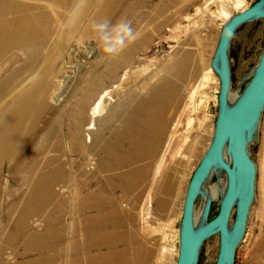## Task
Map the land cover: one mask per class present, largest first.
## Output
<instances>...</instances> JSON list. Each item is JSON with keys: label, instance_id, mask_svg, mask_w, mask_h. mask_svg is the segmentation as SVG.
<instances>
[{"label": "rangeland", "instance_id": "obj_1", "mask_svg": "<svg viewBox=\"0 0 264 264\" xmlns=\"http://www.w3.org/2000/svg\"><path fill=\"white\" fill-rule=\"evenodd\" d=\"M255 1L122 0L120 19L130 20L139 37L120 53V66L113 73L95 76L107 61L118 56L104 54L96 37L77 36L47 57L55 60V65L48 70L50 92L31 144L42 145L39 158L23 167V178L11 176L6 162L0 165V264H38V258L44 264L43 257L55 253L57 264H68L69 223L83 212L96 191L118 198L120 212L125 215L126 239L145 242L150 253L146 264L176 261L186 187L208 147L217 113L219 79L207 68L227 19L224 12L231 16ZM57 35L60 39L63 33ZM263 44L264 19L247 22L234 33L230 50L232 96L248 82ZM5 60H0V83L10 78L9 60ZM98 62L100 67H96ZM121 74L128 77L126 85L107 102L103 114L93 117L94 127L85 129L91 120V105ZM202 75L206 82L195 90ZM51 129L55 135L43 143ZM121 131L135 134L132 139L136 145L147 142L139 145L141 155L125 165L120 156L132 154V139H123ZM52 142L59 144L58 151L49 148ZM249 149L256 164L255 198L234 264H264V110ZM50 155L57 157L55 161L48 158ZM217 179L218 175L212 174L209 184ZM218 196L211 199L208 219L218 211ZM202 204L201 198L195 205L199 214ZM61 225L65 238L55 247L51 238ZM131 246L125 248L132 251ZM217 251L215 234L203 242L197 264H214Z\"/></svg>", "mask_w": 264, "mask_h": 264}, {"label": "bare ground", "instance_id": "obj_2", "mask_svg": "<svg viewBox=\"0 0 264 264\" xmlns=\"http://www.w3.org/2000/svg\"><path fill=\"white\" fill-rule=\"evenodd\" d=\"M121 2L122 0H87V6L83 9L82 14L79 16V19L72 24H68L67 23L68 14L73 7L74 0H0V60L6 59L5 60L6 62L7 60H9V70H10V76H9L10 78L7 77L6 80H3L0 83V165L5 162L7 163V165L9 164L10 169L12 171V173L10 172L11 176L19 175V176H22L23 178L24 177L23 167L26 166L27 164L36 162L37 159L39 158L38 157L39 151L42 145L38 144L37 147L36 146L32 147L31 144L33 143V140L35 138V136L32 137V132L33 131L35 132L36 130L35 128L36 121L40 118L44 109L46 108V98L50 92L49 91L50 84L48 81H46L48 79V70L51 69L52 66L54 67L55 65L54 63L55 60L50 61L49 58L47 57L49 55H50L49 57H51L52 53L54 52L58 53V49L60 45L62 47L63 46L66 47L67 44H69V42L73 38H77V36L84 37V38H89V37L94 38L95 34L91 29L92 21L109 19L115 22L118 19H120L119 12H120ZM237 3H241L240 0H237ZM224 14L226 18L229 17L228 15H226L225 12ZM57 33H63V36H61L59 39ZM54 36L56 38L55 40H52L53 39L52 37ZM49 61H50V64L48 63ZM99 63L101 62L96 63V67L98 66L100 67ZM118 66H120V54L116 58L110 59L109 61H107L105 68L104 69L102 68L103 70L98 72L95 76L99 77L105 72L113 73L114 70ZM207 72L208 73L212 72V69L210 66L207 68ZM120 77L121 78L118 79L117 83L115 82V84L112 87H110V89L108 90L104 89L98 95L97 99H95L94 103L91 105L88 111L89 115L91 116V120L85 126V129H90L94 127L93 117L96 115L103 114L105 111L107 102H109L110 100H113L116 92L119 89H121V87L126 85L125 82L128 79L126 74H123ZM204 82H206V77L202 75L200 82H198L197 85L195 86V90H198V88L202 86ZM195 90L192 89L193 93L196 92ZM57 95L58 96H55L56 98L59 97L60 93H58ZM105 97L107 98V100H105ZM80 107L82 110L84 109L83 101L81 102ZM150 119L152 120V118ZM146 134H150V133L146 132ZM54 135H55L54 129L49 130L43 139V143H46L48 139ZM86 135H87L86 139L88 140L89 134L86 133ZM123 135L125 136V139L130 140L131 142V139L135 134L124 133ZM146 143L147 142L144 143L143 140L140 142V144H143V145H145ZM139 145H136L135 139H132V147H130L132 154L129 156V155H126V153H124L123 156L122 155L120 156V162L123 165L130 164V159L137 158L141 155L140 150L142 146L140 145L141 146L140 147ZM49 146H50L49 148L54 152L59 150V144L57 142H52ZM144 148H147V146L146 147L144 146ZM135 150H137L138 152H135ZM48 158L54 159L55 161L57 157L55 155H50L48 156ZM117 164H119V162H117ZM37 181L39 180L37 179ZM224 184H225L224 175L222 172H220L218 181L215 183L209 184V186L206 188L205 194L202 198V203L206 201L207 199H212L216 197V195H218V187L223 189ZM38 188H41V187H38ZM233 209L235 210V208ZM4 212L6 211L4 210ZM234 215H235V211H234ZM198 217H199L198 210L196 207H194L195 221L198 219ZM233 221H234L233 219H230V224H232ZM46 260H49V259H46ZM170 264H175V261H173Z\"/></svg>", "mask_w": 264, "mask_h": 264}, {"label": "water", "instance_id": "obj_3", "mask_svg": "<svg viewBox=\"0 0 264 264\" xmlns=\"http://www.w3.org/2000/svg\"><path fill=\"white\" fill-rule=\"evenodd\" d=\"M264 19V0H256L235 12L222 24L210 61L219 79L217 113L208 147L188 181L178 230L175 264H197L203 242L218 235L214 264H234L236 248L247 225L255 198L256 164L249 149L264 110V44L244 88L232 96L230 50L236 30L243 24ZM223 173L224 188L218 187V211L208 219L211 199L203 202L199 218L194 207L203 198L212 174ZM218 180V179H217ZM233 208L234 221L230 224Z\"/></svg>", "mask_w": 264, "mask_h": 264}, {"label": "crops", "instance_id": "obj_4", "mask_svg": "<svg viewBox=\"0 0 264 264\" xmlns=\"http://www.w3.org/2000/svg\"><path fill=\"white\" fill-rule=\"evenodd\" d=\"M130 133V132H129ZM118 136L120 131L117 132ZM123 139L124 132L121 131ZM119 140V139H118ZM116 139V142L118 141ZM96 194V195H93ZM86 208L78 213L69 223L67 233L70 236L68 264H146L150 253L143 240L128 237L124 229V213L120 212V201L107 192H94L89 196ZM101 203V204H99ZM97 204V205H96ZM59 217L57 218V220ZM121 223V224H120ZM60 231L53 233L51 244L58 246L65 238V228L61 225ZM57 244V245H56ZM132 245V251L125 248ZM55 256V257H54ZM49 260H46V259ZM41 259L38 258V264ZM44 264H57V254L45 255ZM49 262V263H46Z\"/></svg>", "mask_w": 264, "mask_h": 264}, {"label": "clouds", "instance_id": "obj_5", "mask_svg": "<svg viewBox=\"0 0 264 264\" xmlns=\"http://www.w3.org/2000/svg\"><path fill=\"white\" fill-rule=\"evenodd\" d=\"M87 6V0H74L72 9L68 14V24L79 19L83 9ZM91 29L102 48L104 54L115 57L124 51L138 37V31L128 19L121 18L113 22L109 19L94 20Z\"/></svg>", "mask_w": 264, "mask_h": 264}]
</instances>
